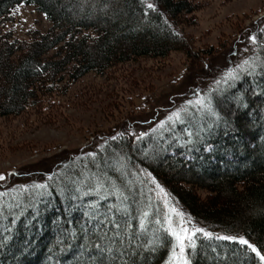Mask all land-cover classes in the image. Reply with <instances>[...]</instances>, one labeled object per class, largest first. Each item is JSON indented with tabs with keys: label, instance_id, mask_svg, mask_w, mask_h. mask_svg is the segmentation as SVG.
Returning <instances> with one entry per match:
<instances>
[{
	"label": "trees",
	"instance_id": "obj_1",
	"mask_svg": "<svg viewBox=\"0 0 264 264\" xmlns=\"http://www.w3.org/2000/svg\"><path fill=\"white\" fill-rule=\"evenodd\" d=\"M149 1L0 0V120L53 116L88 74L109 79L171 53L196 62L216 52L177 30L197 24L198 3ZM20 5L50 28L24 39L6 32ZM240 70L210 92L207 112L189 108L145 134L124 129L41 181L0 189V264H165L174 241L146 218L145 177L211 233L195 238L189 264H264L239 243L264 255V48ZM226 236L236 239H218Z\"/></svg>",
	"mask_w": 264,
	"mask_h": 264
},
{
	"label": "rangeland",
	"instance_id": "obj_2",
	"mask_svg": "<svg viewBox=\"0 0 264 264\" xmlns=\"http://www.w3.org/2000/svg\"><path fill=\"white\" fill-rule=\"evenodd\" d=\"M193 1L200 7L195 13L197 24L177 30L193 37L197 49L205 44L215 47L211 57L194 62L175 52L161 64L143 61L120 67L109 79L88 74L72 87L67 106L53 116L42 120L28 113L0 120V175L5 177L0 189L41 181L42 174L58 168L66 158L92 155L124 129L134 135L145 134L179 120L189 108L202 107L200 110L207 112L210 92L231 80L229 73L235 76L254 64L258 51L264 48L256 36L264 34V0ZM11 17L5 31L14 38L24 39L30 31L44 33L50 28L32 6L16 7ZM251 37L256 38L255 43ZM145 180L150 207L146 218L166 231L167 217L174 225L180 221L170 211L174 208L183 213L186 227L199 228L158 184ZM200 196L205 194L200 192ZM202 235L196 233L194 240ZM190 249L186 247V258Z\"/></svg>",
	"mask_w": 264,
	"mask_h": 264
},
{
	"label": "snow or ice",
	"instance_id": "obj_3",
	"mask_svg": "<svg viewBox=\"0 0 264 264\" xmlns=\"http://www.w3.org/2000/svg\"><path fill=\"white\" fill-rule=\"evenodd\" d=\"M149 8H153L152 4H148ZM253 43L256 42L255 37H251ZM247 63V62H245ZM229 76L232 79H236V76H232L231 73H229ZM197 103H202L201 101H198ZM180 117L177 115V119ZM5 177L3 175H0V180H3ZM37 187H43L42 185H37ZM163 191V189H161ZM172 213H174L177 217H180V221L178 224L174 225L173 220L171 217H167L168 221V227L166 231L174 238L175 243L172 245V255L169 258V264H189V260L186 258L185 250L186 247L195 248V240L194 236L196 233H203L205 236H211V233L205 232L202 228H188L184 225L183 222V213L177 212L176 209L170 210ZM218 239H226V240H235V237L226 236V237H218ZM239 243L242 245H247L249 248L252 249L253 252L256 253L257 256H259L261 261H264V255H261L260 252L256 250L251 244L248 243V241L244 240L243 237L239 238ZM97 248L100 251H103L104 249L100 248L99 245H97ZM178 249V251H177Z\"/></svg>",
	"mask_w": 264,
	"mask_h": 264
}]
</instances>
